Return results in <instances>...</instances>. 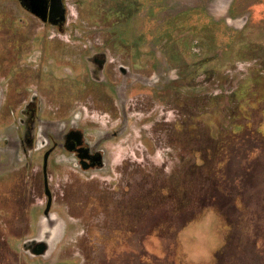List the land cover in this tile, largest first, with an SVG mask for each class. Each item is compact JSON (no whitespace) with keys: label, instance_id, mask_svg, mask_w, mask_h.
Listing matches in <instances>:
<instances>
[{"label":"rangeland","instance_id":"rangeland-1","mask_svg":"<svg viewBox=\"0 0 264 264\" xmlns=\"http://www.w3.org/2000/svg\"><path fill=\"white\" fill-rule=\"evenodd\" d=\"M73 1L67 0L71 19L76 14ZM136 1H129L128 12L129 20L144 22L137 40L132 43V30L130 41L123 36L114 43L128 51L122 52L126 58L136 49L144 53L134 61L144 54L150 63L158 61L159 85L171 88L157 103V128L147 133L142 128H150V120H131L127 124L133 132L122 142L102 137L106 118L92 112L94 105L87 103L90 107L77 116L87 140L102 141L98 148L104 167L78 176L81 171L72 154L64 167L55 170L58 164L52 162L51 170L49 165L56 204L71 203L82 224L91 218L82 229L68 220L64 243L77 240L89 247L84 249V264H264V0ZM166 1L171 2L170 15L169 6L160 3ZM177 1L187 8L180 16ZM78 2L76 25L85 15L93 25L123 15L111 9L112 0ZM61 45L65 66L83 65L87 41L72 37ZM85 79L80 80L84 88ZM70 86L66 82L49 88L63 101V111L86 96L81 86L82 92L69 91ZM130 88L118 87L119 105L122 98L129 101ZM53 130L59 131L60 124L49 127ZM1 155L9 157V163L16 161L10 151ZM210 155L208 167L200 158ZM173 157L179 172L173 171ZM192 163L199 165L193 175L186 173ZM1 172L0 264H28L17 259L2 235L22 237L20 225L37 212L44 193L42 161L36 155L28 166L11 164ZM73 245L69 255L77 247ZM59 262L53 256L36 263Z\"/></svg>","mask_w":264,"mask_h":264},{"label":"flooded vegetation","instance_id":"flooded-vegetation-1","mask_svg":"<svg viewBox=\"0 0 264 264\" xmlns=\"http://www.w3.org/2000/svg\"><path fill=\"white\" fill-rule=\"evenodd\" d=\"M129 1L135 0L109 2L113 4L112 9L119 10L123 14L121 20L107 21L104 25L97 24L99 26L93 31L92 28L76 25L74 20L77 19L78 13L75 12L72 19L68 18L69 6L66 0H62L64 6L66 5V18L63 20L57 11L59 0H31V2L0 0V127L3 126L2 128L5 129L12 124L15 131L9 138H0V151L10 150L14 154H20L21 157L24 155L26 159L30 156L29 161L37 155L42 160L48 150L54 155L63 152L67 146L75 144L74 139L68 137L73 132L82 133L81 124L75 126L74 123L68 122L63 126L64 128L60 125L59 131H49L50 126L47 122L48 118L56 120L63 118L66 113L74 109V106H77L73 105L69 110L63 111V101L54 93L51 94L55 86L66 82L71 85L69 91L86 90L84 99L90 105L91 103L94 105L92 112L96 116L106 113L107 118L110 115L107 111L116 103L118 87L129 85L131 88L127 95L132 103L130 108L132 120L134 122L150 120L152 126L149 121L147 124L151 127L147 128L148 132H153L157 128V123L160 121L156 115L157 103L167 96L171 88L167 84L162 90L159 85L162 79L160 63L158 61L150 63L145 60V54L142 60L134 61L137 56L144 53L136 49L130 55V59L126 58V54L122 52L128 51L118 50L114 43L115 41L119 43L123 36L130 41L132 30L134 32L132 43L135 42L139 28L144 26V22L140 19L129 20ZM160 3L166 9L169 6L167 14L170 15L171 2ZM73 4V8L77 11L80 3L74 0ZM184 4L179 1L175 5V9L179 12L178 16L182 14L183 9H187ZM44 7L47 13L45 21L32 13ZM126 20H129V23H126ZM105 24L108 26L107 31L104 29L106 34H98ZM134 26H136L135 30ZM72 37L87 41L89 45L83 53V65L79 67L65 66L66 63L62 58L61 43L63 39H72ZM126 47L128 48V45ZM170 71L174 72V70L168 72ZM81 78H86L88 84L86 88L84 82L80 81ZM138 84L140 88L136 86ZM17 130L21 133L19 140ZM81 146L90 149V157L98 152L95 144L90 146L85 140L81 141ZM75 147L77 149L79 146ZM86 163L91 164L90 161Z\"/></svg>","mask_w":264,"mask_h":264},{"label":"water","instance_id":"water-1","mask_svg":"<svg viewBox=\"0 0 264 264\" xmlns=\"http://www.w3.org/2000/svg\"><path fill=\"white\" fill-rule=\"evenodd\" d=\"M29 1L31 2V0ZM66 3L68 4V2ZM64 4L65 3H63L62 0H59V6H58L57 11L59 12V16L62 18V20L66 18V5L64 6ZM30 6H32V4H30ZM73 6L74 4H72V7ZM69 9L70 7L67 10V14L69 13L68 12ZM74 11L78 13L76 9H74ZM32 13L35 14L37 17L41 18L43 21H45L47 18L45 7L43 9H38V11L34 10L32 11ZM87 17H88L87 15L84 16L83 22L80 24V26L82 27L86 26L88 29L90 28L94 29L97 26H99V25H93L91 24V22H88V21L86 22ZM106 24H105V27L102 30H100V32L98 31L99 32L98 34L100 33L106 34L104 33L105 32L104 29L107 31V28H108ZM129 101L127 99L122 98V102L120 105L118 104V102H116L114 106L112 105V107H110V110L107 111V112H110L111 117L110 115H108V118H107L105 116L106 113L102 114V116L108 119V122H106V119L104 120L107 129H103L104 133L102 137H106V139L109 137V142H116V143H118L119 141L122 142L123 137H126L128 136L127 135L128 133L133 132L132 130L131 131L128 130L129 125L127 124L128 122L130 124V121L132 120V114L130 112L132 103L131 101L129 103ZM87 103L88 102L86 99L81 101V103L78 102L77 106L73 107L74 109H71L68 113H66V115L63 116V118L59 120L48 118L47 120L48 125L52 126L55 124H60L61 126L62 125L64 126L68 122L74 123L75 126L78 125V123H76L78 121L77 116L80 114V112H82L84 108L90 107L89 105H86ZM118 105H119V108H117ZM74 119H76V121ZM2 127H0V138L1 139L9 138L12 135V133L15 132L12 124L6 127L5 129H3ZM142 130H147V127H143ZM81 132L82 133L73 132L69 134L68 139L69 138L74 139L75 144L73 143L74 145L67 146L63 152L51 155L52 153H50V150H48L44 153L43 159L41 160L42 161V172H43V188H44L43 199L39 200V203L37 204L38 206L35 209L37 212L34 214V216L31 215V217H28L27 222H25L23 226L20 225L21 227L20 234H23V236L20 238L19 237L17 238L16 236L17 234L13 236L10 234H8L7 236L2 235L4 237V244L10 245V247L13 249V250L10 249V251L14 255H16L19 261L23 260L25 263L35 264L36 262H38V260H40V261H43V263H47L48 261H51L53 256L58 257V259H60L61 262H59V264H67V261H69L67 259H70L71 263L74 262L75 264H84L85 261L87 260V257L85 255V250H84L85 248H89L87 245H78L79 242L77 240L76 241L73 240L71 244H70V241L69 243H64L65 241L64 239L66 238V235L68 233L67 231L68 220L73 221L72 223L76 221L78 223V226L82 229L84 228V226L87 227L90 225L91 218L90 220H88V217H86V222L82 224L80 222V219L78 218L79 216H76L78 215V213L72 209L71 203L68 202L67 205L64 203L56 204L57 197L53 196L49 188V177H48L49 165L51 166V170L53 169L52 166H54L52 162H56V164H58L56 168L54 166L55 170H57L62 165L64 167L68 154L73 155V157L76 160L74 163L77 165L78 168H80L81 172L79 171L76 172L78 176H80V173L85 174V173H88V171H98L104 167L103 150L101 148H98L100 144L102 143V141H99V140L95 141L94 144L96 145V149L98 152L96 155L90 157L89 156L90 149L88 147L81 146V141L85 140L88 143L90 142L85 137V134L82 131V129H81ZM147 133H148V130H147ZM20 135L21 133L18 131V134H17L18 140L19 138H21ZM143 143L144 145H146L145 142ZM92 145L93 144L90 143V146ZM75 146H79V147L76 149ZM9 151L3 150V149L0 151V171L3 170V172L1 173L4 174V171L9 169V165L11 164L13 168L14 167L19 168L23 165L28 166L30 156L28 157L29 159L28 158L26 159L24 155L21 157L20 154L16 153L14 156L16 157L15 162H17V164L13 161V159L11 163H9L8 160H11L9 157L1 158L2 156L1 154H4V156L6 155L8 156ZM74 152L76 153V155H74ZM58 157L59 159H57ZM87 161H90L91 164L90 165L87 164L86 163ZM54 173H59V171H55ZM83 176H86V175H83ZM55 177H58V176L56 175ZM71 178L73 177L72 176L70 177V181H71ZM94 228L96 229V225L93 226V229ZM89 229L91 228L89 227ZM74 243L75 245L73 246H77V247L73 251L72 255H69V252H70L69 249ZM92 246L94 247V245H90V247ZM17 253H18V256H17ZM75 254H77V256L80 257L79 260L74 259V257H76L74 256ZM90 257L91 259L93 257L91 253H90Z\"/></svg>","mask_w":264,"mask_h":264},{"label":"trees","instance_id":"trees-1","mask_svg":"<svg viewBox=\"0 0 264 264\" xmlns=\"http://www.w3.org/2000/svg\"><path fill=\"white\" fill-rule=\"evenodd\" d=\"M182 131H183V129H181ZM187 139V138H186ZM159 145V144H158ZM158 147H160L161 148V146L159 145ZM157 147V148H158ZM173 148V147H172ZM172 148H169L170 150H168V154H169V152L172 150ZM178 148V147H177ZM210 157L211 158H208L207 160L204 158V156H201V158H200V161H202L204 164H206L208 167H209V164L212 162V158H213V155H210ZM173 162H174V165H175V167H174V169H173V171L175 172L176 171V169H178V172H179V162L175 159V157H173V160H172ZM199 169V165H196V164H194V163H192V165H191V168L190 169H188V170H186V173H188V171H189V173L191 174V175H193V174H195L196 172H197V170L196 169ZM208 173L209 174H211L212 173V171H210V170H208ZM169 174H172V170L170 169V171H169ZM179 174V173H178ZM190 174H188V175H190ZM174 176H175V174H174ZM178 176V175H177ZM189 190V189H188ZM182 195H183V190H182V193H181ZM180 200V199H179ZM180 201H183V200H180ZM182 204H183V202H182ZM190 205V202H188V206ZM178 206V204L177 205H175V207H177Z\"/></svg>","mask_w":264,"mask_h":264}]
</instances>
